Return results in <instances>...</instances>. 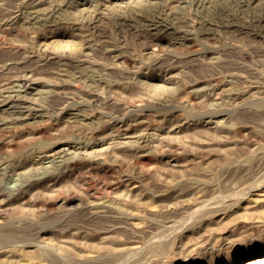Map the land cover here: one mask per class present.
<instances>
[{
  "label": "rangeland",
  "instance_id": "1",
  "mask_svg": "<svg viewBox=\"0 0 264 264\" xmlns=\"http://www.w3.org/2000/svg\"><path fill=\"white\" fill-rule=\"evenodd\" d=\"M83 1L0 0V264H264V1Z\"/></svg>",
  "mask_w": 264,
  "mask_h": 264
},
{
  "label": "bare ground",
  "instance_id": "2",
  "mask_svg": "<svg viewBox=\"0 0 264 264\" xmlns=\"http://www.w3.org/2000/svg\"><path fill=\"white\" fill-rule=\"evenodd\" d=\"M85 1V0H84ZM84 1H83V3H84ZM87 1V0H86ZM95 1V0H94ZM243 1V0H242ZM250 1V0H249ZM249 1H247V2H249ZM258 1V0H257ZM256 1V2H257ZM262 1H264V0H262ZM98 2H99V0H98ZM251 2V1H250ZM76 3V2H75ZM244 3V2H243ZM248 4V3H247ZM254 4V3H253ZM252 4V5H253ZM77 5H78V3H77ZM248 6H251L250 4L248 5ZM75 7V6H74ZM82 7V6H81ZM51 11V10H50ZM57 12V11H56ZM56 12H52V13H54L55 15H56ZM53 14V15H54ZM100 14H101V11H100ZM103 14V13H102ZM101 14V15H102ZM38 15H39V13H38ZM50 14L48 13V15L47 16H49ZM99 15V14H98ZM236 16V15H235ZM50 17V16H49ZM98 17V16H97ZM46 18V17H45ZM48 18V17H47ZM99 18V17H98ZM118 18V17H117ZM165 18V17H164ZM52 19V18H51ZM55 19V18H54ZM121 19V18H120ZM169 19V18H168ZM43 20V19H42ZM46 20V19H45ZM50 20V19H49ZM102 20H103V18H102ZM48 21V20H47ZM119 21V20H118ZM242 21V20H241ZM54 22V21H53ZM168 22V21H167ZM217 22V21H216ZM119 23H120V21H119ZM194 23V22H193ZM192 23V24H193ZM171 24V23H170ZM196 25H201L203 28L205 27L206 29L208 28V27H211V25L213 26H215V24L212 22V21H198L197 23H194V26H196ZM225 26L227 27V26H229V27H234L235 26V23H234V21H227V22H225ZM147 27L149 28V29H155V28H159V27H163L164 29H168V28H172L170 25H168V24H166L164 21H163V19H158V20H156V19H152V20H150L148 23H147ZM196 27H199V26H196ZM218 27V26H217ZM249 27V26H248ZM199 28H201V27H199ZM231 28V29H232ZM160 29V28H159ZM159 29H157V30H159ZM205 29V30H206ZM179 31V30H178ZM236 31V30H235ZM206 32H207V30H206ZM181 34H191L189 31L187 32V31H184V32H182ZM194 35V34H193ZM189 37V36H188ZM13 100V99H12ZM20 100V99H19ZM11 101V100H10ZM16 101H17V99H16ZM15 103V102H14ZM18 103H20V102H18ZM22 103V102H21ZM20 103V104H21ZM16 104V103H15ZM17 107H19V106H17ZM19 109V108H18ZM13 112V111H12ZM21 112V111H20ZM79 139V138H78ZM84 142V141H83ZM87 142V141H86ZM79 144V143H78ZM73 149V148H72ZM54 152V151H53ZM63 152V151H62ZM50 153V152H49ZM47 154V153H46ZM61 155H64L65 154V152L64 153H60ZM66 154H68V152L66 153ZM49 156V155H48Z\"/></svg>",
  "mask_w": 264,
  "mask_h": 264
}]
</instances>
